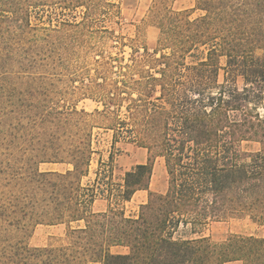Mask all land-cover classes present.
I'll use <instances>...</instances> for the list:
<instances>
[{
  "label": "trees",
  "instance_id": "trees-1",
  "mask_svg": "<svg viewBox=\"0 0 264 264\" xmlns=\"http://www.w3.org/2000/svg\"><path fill=\"white\" fill-rule=\"evenodd\" d=\"M92 1L61 0L88 14ZM171 1L150 7L155 46L134 55L111 88L98 83L105 108L94 113L107 118L113 148L122 137L148 161L113 182L101 160L85 183L93 113L61 104L45 77L59 41L48 51V36L34 34L59 28L32 22L55 0H0V264H264V236L202 231L227 217L264 224V0H197L184 10ZM158 157L167 187L151 191ZM46 162L68 167L41 170ZM140 190L148 200L127 215ZM98 199L105 208L95 209ZM40 224L66 231L33 245Z\"/></svg>",
  "mask_w": 264,
  "mask_h": 264
},
{
  "label": "rangeland",
  "instance_id": "rangeland-1",
  "mask_svg": "<svg viewBox=\"0 0 264 264\" xmlns=\"http://www.w3.org/2000/svg\"><path fill=\"white\" fill-rule=\"evenodd\" d=\"M153 2L154 0H93V7L88 14L84 6L68 8L61 0H55L32 12L34 25L59 28L34 29V34L48 36L50 41L48 51L54 48V42L59 41L61 55L57 59L50 60L51 65L48 64L45 77L52 83V87H58L59 93L61 92V104L93 113L90 123L94 126V155L90 174L84 179L85 183L95 179L101 160L104 169H113V182L120 181L124 172L134 165L148 161L149 155L145 148L126 141L122 137L113 148L114 131L107 127L106 117L96 115L94 112L97 108L100 110L105 108L98 83H105L107 89L111 88L114 81H120L123 78L121 69L132 62L134 55L143 53L146 46L151 49L155 46L160 31L148 21ZM196 3L197 0H172L171 6L174 10H184L193 8ZM94 5H96L95 8ZM197 14L198 12H195L193 15ZM67 23H74L75 26L67 25ZM191 60V58L188 59V61ZM35 71H38L37 75H40L43 73L40 71L44 70ZM223 78L222 71L220 79L223 80ZM239 85H242L241 79ZM258 147L257 143L246 144V148L249 149ZM111 154H113L112 165ZM67 167L66 164L48 162L40 165L41 170H65ZM167 180L164 159L158 157L154 163L150 190L164 191ZM148 196V190L138 191L130 201L124 204L126 214L136 216L141 204L148 200ZM106 203L105 200L98 199L94 205L95 209L105 208ZM202 229L203 234L215 240L224 239L231 234L264 236V224H259L250 217H227L214 220ZM65 231L64 224H40L35 229L31 243L45 245L51 241L52 236H63ZM113 251L118 252L122 249L117 247Z\"/></svg>",
  "mask_w": 264,
  "mask_h": 264
}]
</instances>
